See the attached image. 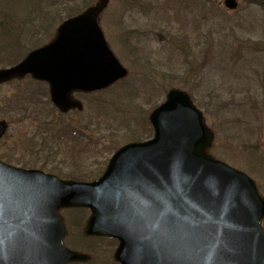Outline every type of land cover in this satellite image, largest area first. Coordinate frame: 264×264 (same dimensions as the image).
Instances as JSON below:
<instances>
[{"label":"water","instance_id":"obj_1","mask_svg":"<svg viewBox=\"0 0 264 264\" xmlns=\"http://www.w3.org/2000/svg\"><path fill=\"white\" fill-rule=\"evenodd\" d=\"M107 2L66 21L55 42L0 71V82L30 73L67 111L78 106L73 90L123 79L127 70L97 22ZM225 6L234 10L237 0ZM150 121L155 139L120 149L98 182H64L0 162V264L88 260L63 245L64 207L92 211L86 234L117 239L119 264H264V199L251 179L205 153L213 136L190 97L172 90ZM5 129L0 123V137Z\"/></svg>","mask_w":264,"mask_h":264},{"label":"rangeland","instance_id":"obj_2","mask_svg":"<svg viewBox=\"0 0 264 264\" xmlns=\"http://www.w3.org/2000/svg\"><path fill=\"white\" fill-rule=\"evenodd\" d=\"M36 1L37 0H32V3L37 6L38 4L36 3ZM196 1L202 3V1L204 0ZM211 1L216 2V4H219L218 14L215 11H211L208 6H204L205 8H202V10L198 12L200 14L198 16L197 13L195 14L193 9L186 13V17H184V13H181L175 18L173 32H182V34H189V36L187 35L188 41H185L188 42V48L191 47L192 49L199 42H202L205 44V46H208V36H218L216 49L212 50L209 48L208 55H214L216 57L212 68H218V64L221 62L225 64V88H223L222 90L227 93L229 98L231 95H233L232 92L234 91L235 85L237 84V80L239 78H253L254 74L252 75V70L254 69L258 71H263L262 63L259 62L258 58H263L261 54L263 53L262 50L264 51V46H257L258 48L260 47L259 54L254 58H252L254 55L251 54L249 50H244L242 54L243 56H239L241 48H243L244 45L243 42L239 41L238 39H240L241 37H246L248 39L252 38L255 41L261 42L262 45L264 44V6L258 3H254V0H240L239 8L234 11H230L224 8L223 0ZM32 3H28V0H23V3L21 5H18V7H14V11L12 12V29L16 32L24 31V34L26 35V39H23V37H17L16 40H21V42H23L24 40H31L32 38L38 36L39 24L41 23V21L34 18L33 16L27 17V15H25L28 11H36V8L32 7ZM3 5L10 6L9 0H0V9L5 8ZM69 5L74 6L75 0H47L46 3H39V9L42 15L43 13L47 12V17H50L51 14L57 13L58 19L55 20V24L60 18L69 15V10L67 9ZM125 8L126 6L123 4L122 0H112L107 12H104L102 17L100 18V26L110 41H114V39L117 40L119 35L122 33V28L124 29L129 27L130 25H137L138 28L142 27L144 29L147 24L146 19L144 17H140L139 15H136V17H133L131 15L126 17L123 14V10H125ZM210 13L212 14V17H210ZM18 16H22L20 20H16ZM196 17H198V19ZM195 23H197V26ZM53 26H50L51 29L53 28ZM2 29H0V46L1 44H6V41L1 38L4 35V33H2ZM54 31L55 28L48 33L46 38L45 35H43L42 39H45L42 40V42L47 43L52 40V35ZM125 33L126 32H124V34ZM137 42V56L140 59L139 64H145L148 62L146 57L151 51L155 53L152 54V58L150 59L151 64H155L156 60H158L162 65H165V60L169 58V55L182 57L179 53L175 51L173 45L169 47L170 51H168L167 53L166 51H159L161 46L156 41L145 43L142 38H140L137 40ZM133 44L134 40L131 39L127 47L124 48V51L126 52L130 47L133 46ZM9 52H12V48L6 49L4 53ZM119 52L121 57L124 59L123 65L127 69H129V66H131V64L126 59V53L121 50H119ZM117 56L119 57V54H117ZM128 59H130L129 56ZM200 61V59L195 58L192 63L196 67L200 63ZM0 67H4V64L1 62ZM133 69L134 72L137 68L134 67ZM132 80L133 73H130L129 77L125 81L115 85L113 88L106 91L102 96H100L99 94L94 96H81V94L76 95V97L80 98L85 105V118L93 117L95 119L97 117V126L94 129V131L96 132V134H94V145L89 147L83 146L85 153H82L80 158L77 157L78 170H82L84 174L87 173V178L90 181L92 179L97 178V176L100 174L98 172L99 170L101 172L106 168V164L104 163H106L107 160L113 155V149L117 145L121 144V147L132 141L131 139H128V135L126 133H128V131H138V121H140L141 116L138 114V109L131 106V100H129V95L132 92V87L130 85ZM216 81V86L220 87L222 84L221 80L217 78ZM254 86H256L258 92H260V84L253 83V87ZM41 87L43 86L37 85L29 77H27L25 80L18 84L10 83L3 85L0 87V106H6L8 99L13 97L15 94H17L21 99L25 97V103L27 104L26 98H29L33 94H37V92L40 91L42 100H45V87L44 89H42ZM147 93L148 92L146 89L143 93L140 94L139 92H136L134 95H136L137 97H142L146 96ZM165 97L166 94L160 97L156 102L160 104L163 103L165 101ZM98 99L104 101L103 107L100 104H97ZM138 101L141 102L143 105L141 112L144 113V115H146L154 105L152 101L149 103L146 101V99L143 98ZM139 102L137 103V106H140ZM27 106L28 108L26 109V113H31V116L35 111V107H31L28 104ZM46 107L47 105H40V109L35 113V118L32 117V119L34 121H50L51 119L49 117L51 116L49 114V110L46 109ZM211 108L213 109V107ZM7 111L12 112L10 111V109H7ZM4 115L7 116V118L12 117L13 119L19 117H15L14 114L9 113L3 114V116ZM19 115L21 117L24 114L21 113ZM37 115L38 118H36ZM3 116L1 115V117ZM32 119H27L23 125H19L20 118H18V121L15 124H12L11 122L8 130L7 139H4V141L6 143H9L12 140H19L20 136H22V134L28 129L29 123H33ZM65 120L68 121L69 118ZM57 121L63 122L61 121V119H57ZM213 121L214 118L206 119L209 128L212 127ZM215 125L222 129H225V125L223 123H218V120H216ZM30 127L31 126H29V129ZM228 129L230 128H227L225 130ZM215 132L217 133L216 129ZM217 135H219V137ZM217 135L215 134L216 142L214 140L212 147L209 149L212 153L211 155L216 157L217 159L222 160L228 165L234 167L235 169L243 171L250 175L256 181V183L259 184L261 188H263L261 190L262 195L264 196V180L259 179L258 176L254 173H249V158L243 154L244 152H242L237 145H235L232 150L226 149L224 146L221 145L222 139L225 140V137L221 136L223 135V133L220 132ZM260 136V140H262L263 142H261L262 149L264 151V128L262 129ZM147 137L148 135L146 136V138ZM218 139L220 140L217 141ZM230 139L234 141L233 138ZM2 143L4 142H1V144ZM3 149L4 150L0 152V157L4 159V154L10 155L9 158L12 162H15L18 159H24L23 157H21V155H18L22 151V147H17L15 145L13 150L14 154L11 152L10 148L7 145L6 148ZM259 156L260 158H262L261 155ZM62 159L65 158L59 156L56 158V161L59 162ZM6 161L8 160L6 159ZM257 161H259V158L256 159V162ZM18 162L14 165L18 167H22V165H30L27 162ZM69 163L67 162L66 164L68 169L73 168L74 164ZM36 166L37 168L40 167L41 163H38ZM97 172L99 174H97ZM90 174L97 175L90 177ZM83 211L84 212H75L68 210L62 212V217L63 219H65V222L68 225L67 239L72 240L73 237H76L78 239L74 241L75 247L72 248V250L75 249V251H79L80 253H85L91 256L92 260L88 263L83 264H112V257L114 254L113 250H115L114 248L116 246V243H114L113 240H109L107 241V243L105 241H96L93 243L88 241L84 243L85 245L81 244V242H84L83 240L79 241L80 236L78 235L81 229L85 226L86 220L89 217L88 210ZM80 246L82 247V249H77V247Z\"/></svg>","mask_w":264,"mask_h":264},{"label":"trees","instance_id":"obj_3","mask_svg":"<svg viewBox=\"0 0 264 264\" xmlns=\"http://www.w3.org/2000/svg\"><path fill=\"white\" fill-rule=\"evenodd\" d=\"M94 1L95 0H75L74 6L69 5L67 7V9L69 10V15L67 17H70L74 12H78L80 10L85 9L89 5L93 4ZM128 1L131 4L134 3L133 0H128ZM202 2L203 5L201 8L204 9L206 6H208L211 11H215L218 14L219 7L217 4H214L211 0H204ZM254 3H258L264 6V0H259V1L254 0ZM208 39H209L208 46H205L204 43L201 42L202 43L201 44L199 42L197 43V45L194 46L193 49L191 47H190L191 49L188 48V42L185 41L187 40V38H181L180 41H176L172 39L167 40L170 45H173L175 51L179 53L180 56H182V57L171 56L168 59H166L168 60V63H167V70L165 72V75L168 77H163V78L165 80H169V84H170L169 88L173 86L176 87L180 86L185 90H187L190 94H192V96H196L198 98V104L202 109L205 110L206 116L210 118L212 117L215 118L217 115L218 123H223L225 125L224 127L225 129H227V127H230V125L228 124L234 123L232 121L235 118H240V116L243 115L241 111L246 113L247 115L246 119L251 116L254 121L255 120L258 121V119L264 118V96H260L257 93H253L249 91L248 87H246V84L248 85L250 84L251 81L250 78L248 79L239 78L237 80V87L235 89V92H232L234 95H231L230 100L228 101L221 100V96L219 95L223 96V94L216 88L215 90L214 89L211 90L208 87V89L205 91V94L201 95L200 87L207 82L208 73L206 72V70L209 68V66L214 64L216 59L214 55L213 56L208 55L209 54L208 50L209 48L212 50L216 49L218 36L210 35V37L208 36ZM238 40L242 41L244 45L243 48H241L239 56H243L242 54L244 50L245 51L249 50V52L254 55L252 58H254L259 54L260 47L258 48L257 46H261V47L264 46V44L262 45L261 42L255 40L253 41L252 38L248 39L246 37H241ZM262 52L263 53L261 54V56L263 58H258V60L264 65V51L262 50ZM195 58L201 60L196 67L192 63V61ZM174 59L176 61H174ZM222 63L223 62L218 64V68L224 72L225 64ZM182 67L183 69L181 70ZM222 71H219V73L221 74ZM258 74L256 70V74H255L256 76H258L259 78H262L264 76V74H259V75ZM143 76H144L143 80L142 79L140 80L138 78L133 79L136 83H138V90L140 92L142 89L146 88L147 84H150L154 91L158 90L151 83H148L147 77L144 74ZM165 89L168 88H166L165 86ZM224 96L226 95L224 94ZM214 102L218 103L217 110H213L211 108L215 105ZM245 106H248V108L244 109ZM218 130L224 131L222 128H218ZM142 136L143 135H139L138 137H142Z\"/></svg>","mask_w":264,"mask_h":264}]
</instances>
